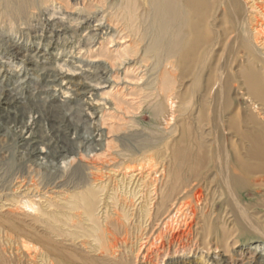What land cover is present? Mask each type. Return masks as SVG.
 <instances>
[{"label":"rangeland","instance_id":"1","mask_svg":"<svg viewBox=\"0 0 264 264\" xmlns=\"http://www.w3.org/2000/svg\"><path fill=\"white\" fill-rule=\"evenodd\" d=\"M73 1L70 9L56 5L53 18L39 11L36 17L31 11L26 18H11L0 5V264H220L221 252L214 248L208 252L190 246L177 253L173 245L168 248L182 219L174 213L154 222L149 214H155V202L148 198L154 196V187L145 185L151 182L152 171L142 170V165L148 158H160L163 146L178 140L183 129L189 128L190 138L212 150L215 144L240 139L238 131L264 126L253 101L243 93L245 70L252 68L264 76V0H244L258 8L243 39L226 43L231 27L223 25V36L214 28L215 44L201 49L204 70L198 74L203 85L213 72H223L232 83L221 101L225 107L221 113L217 106L207 107V116L221 124L218 137L201 111V95L193 97V91L173 105L167 102L169 113L180 110L176 119L164 115L155 119L154 100L147 98L152 89L148 75L125 73L121 62L132 57L118 56L124 51L121 42L100 50V42L93 44V32L101 36L108 30H77L64 19L62 15L79 14ZM200 175L201 183L207 184L213 172ZM263 180L248 178L251 184ZM260 192L249 185L240 196L251 208L250 215L264 224ZM79 195H92L98 202L95 230H104L106 252L91 238L94 226L82 211L58 210ZM143 197L149 201L147 208ZM29 202L39 210L24 207ZM214 206V226L223 234L230 231L225 239L235 236L241 258L258 249L264 255L263 237L251 228L227 224L231 215L224 217L225 202ZM49 218L59 222L54 232L47 230ZM74 224L78 228L71 227ZM238 255L237 264H242Z\"/></svg>","mask_w":264,"mask_h":264},{"label":"bare ground","instance_id":"2","mask_svg":"<svg viewBox=\"0 0 264 264\" xmlns=\"http://www.w3.org/2000/svg\"><path fill=\"white\" fill-rule=\"evenodd\" d=\"M0 3L5 16L20 17L19 19L22 16L28 17L31 11L34 12L33 17H36L35 13L39 11L44 16L50 15V18H53L57 16L56 5L65 9L72 6L70 0H0ZM249 3H245L244 0H74V7L79 8V14L70 18L62 16L69 19L77 30H108L101 36L98 32H93L91 36L93 44L100 42L99 50L107 49L114 42L125 45L124 49L122 48L123 53H117L118 56L132 58L131 61L128 60L129 62L122 60L121 65H125L127 69L125 73L135 74L139 71L144 76L148 75L152 89L151 95L147 98L154 100L151 108L155 119L161 115L174 118L179 109L169 113L167 102L173 105L183 94L191 91L194 92L193 97L196 94L201 95V111L207 116L209 105L217 106L220 113L225 109L222 106L223 99L232 83L224 77L223 72L221 74L213 72L212 77L203 85L202 75L198 74L204 70L201 49L204 44L214 43L212 31L214 28L218 27L223 36V25L231 27L230 33L226 35V43L231 41L236 44L243 39L247 27L255 19L254 11L258 8L255 3L250 7ZM69 28L65 27L63 30H70ZM79 42L82 44L85 41ZM87 45L91 46L92 43ZM90 49L87 50L91 52ZM111 69L113 71V66ZM243 79L244 95L253 101L252 105L257 108V115L264 119V76L249 68L243 73ZM239 112L240 108L234 116ZM207 117L206 122L213 126L212 134L218 137L221 124ZM188 130L189 128L183 129L182 136L172 145H164L162 150L165 151L160 158H148L145 165H142V170L152 171L149 174L151 182H146L145 185L151 184L154 187L151 193L154 196L150 195L148 198L149 201L155 202L156 212L149 215H152L154 222L159 223L165 217L180 213L179 218L182 220L177 222V232L176 230L172 232L167 243L168 248L174 246L176 253L189 249L190 246L192 248L199 246L208 252L214 248L215 252H221L217 256L220 264H237V254L241 258L243 253L237 250L239 243L235 236L225 239L230 231H224L223 234V230L219 232L214 226L216 217L214 204L225 202L226 206L222 207L224 217L231 215L226 221L227 224L244 230L251 228L258 236L264 238L262 230L264 224L259 222L260 218L256 221L250 215L251 208L244 204L240 196L250 185L253 189L258 187L263 190L258 196L264 199V180L260 184L248 182V178L252 176L264 179V126L257 124L251 132L238 131L240 139L230 140L229 143L224 141L223 145L215 144L216 147L213 146L212 150L198 144L195 138H190ZM201 172L207 174L213 172L207 184L201 183L204 180ZM145 199L147 200L143 197L146 204L144 208H147L149 201L145 202ZM97 203L92 195H79L76 202L58 210L82 211L81 214L88 218L95 230L96 227L99 228L95 216L98 210ZM29 204L26 203L24 207L36 209L35 204L30 202ZM38 210L39 208L36 209ZM147 211L149 212V209ZM221 219L223 220V217ZM48 220L50 224L47 225V230L53 231L54 225L59 222L50 218ZM109 225L113 226L110 223ZM71 227L78 228L76 224ZM221 227L223 228V225ZM103 231L90 234L100 249L106 252L104 244L106 235ZM261 251L262 249H258L250 252L247 257L238 260H241L242 264H264L261 262V259H264ZM52 257L54 261L58 260L55 255Z\"/></svg>","mask_w":264,"mask_h":264}]
</instances>
